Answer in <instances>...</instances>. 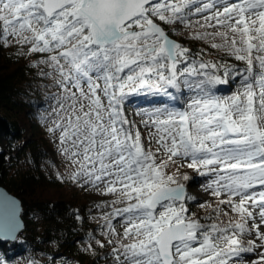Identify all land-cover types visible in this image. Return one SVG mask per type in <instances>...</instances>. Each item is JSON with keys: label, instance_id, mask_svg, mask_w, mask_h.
Returning <instances> with one entry per match:
<instances>
[{"label": "snow or ice", "instance_id": "snow-or-ice-1", "mask_svg": "<svg viewBox=\"0 0 264 264\" xmlns=\"http://www.w3.org/2000/svg\"><path fill=\"white\" fill-rule=\"evenodd\" d=\"M13 45L47 81L57 179L113 197L96 205L111 208L113 264H264V0H0V46ZM139 95L161 99L137 123L125 104ZM182 169L208 178L203 217ZM20 210L0 192V240L17 238Z\"/></svg>", "mask_w": 264, "mask_h": 264}, {"label": "trees", "instance_id": "trees-1", "mask_svg": "<svg viewBox=\"0 0 264 264\" xmlns=\"http://www.w3.org/2000/svg\"><path fill=\"white\" fill-rule=\"evenodd\" d=\"M172 38L193 51L205 49L206 59H224L238 67L244 66L201 41L175 35ZM16 53V46H0V186L21 201L25 231L15 242L0 240L2 256L7 260L45 256L39 264H113L112 246L107 245L106 238L102 237L105 247L93 246L91 251L84 243L101 228L100 221L92 215L102 199L70 180L61 182L47 171L46 164L53 160L56 145L40 119L41 110L47 105L40 86L43 80L29 63L34 56L24 58ZM233 84L230 80L228 86L219 87L228 92ZM142 98L143 103L151 101L150 95L139 100ZM182 171L192 179L201 178L193 170ZM186 184H191V179ZM199 204L190 201L188 207L197 217H203L209 211L201 209ZM77 215L82 219L77 220Z\"/></svg>", "mask_w": 264, "mask_h": 264}, {"label": "rangeland", "instance_id": "rangeland-1", "mask_svg": "<svg viewBox=\"0 0 264 264\" xmlns=\"http://www.w3.org/2000/svg\"><path fill=\"white\" fill-rule=\"evenodd\" d=\"M193 20L198 19V17L194 16L192 17ZM176 37L179 38H183V39H191L190 37H188L187 35H175ZM15 46V45H13ZM36 57L34 56L33 59H35ZM44 83H47V81H42L40 86L42 88V85ZM237 87L236 83L234 82L232 89L235 90V88ZM43 89V88H42ZM44 90V96H45V92L47 91L46 89ZM221 94L227 95L230 94L229 92H222ZM145 96V95H139V96H131L129 97V101L125 104V112L128 115V117L130 119H133L135 121H137V123H139V121L141 120V117L136 115V112L138 110L141 109H150L153 106L154 102H158L159 100H154L156 99V97H153L150 95V99L151 101H144V98H142L141 100H139L140 97ZM143 103V104H142ZM47 107V105H45L44 109L41 110V114H45L44 110ZM41 119V117H40ZM42 122V120H41ZM43 124V122H42ZM45 127V126H44ZM143 131V128L141 129ZM146 134V133H145ZM56 145V144H55ZM52 157L53 160L52 161H48L47 162V171L53 173L54 175H56L57 171L59 172H65L66 168H65V161L63 159L62 156L59 155V153L57 152V147H55V151L52 152ZM178 164L181 163L180 161L177 162ZM208 183V178L207 177H201L199 179H191V184L187 185V190L189 195L195 197V200L203 203V202H208L211 203L213 206H215L216 203V198L213 197L211 195V191L210 190H205V185ZM85 188L87 189L88 192L94 194L97 197H100L102 199V202H100L99 204H104L105 202L110 203L111 200L113 199L112 196H103L101 195L99 192H97L95 189L90 188L85 186ZM227 210V209H225ZM111 208L105 207V208H97L95 209V211L93 212L92 218H94L96 221H100L102 226L104 224V220L102 219L104 213L106 212H110ZM208 211L210 212L211 209H208ZM226 219V218H225ZM119 220V218L114 219L112 221V223L114 224V226L116 227L118 232H122V226L120 223H118L117 221ZM106 231V229H103L102 227L97 231V234L94 235V237L91 240L85 241L84 243L86 244V246L88 247L89 244H91V246H97L96 244V240H101L102 241V237L106 238V236L103 234ZM261 231H264V227L261 228ZM248 238H252V237H245V239ZM114 246V245H113ZM2 250L0 249V258L4 259L7 261V264H39L38 262H43L46 257L43 255H40L39 258H31L29 257H18L17 259H13V260H7L4 256H2ZM246 258H252V259H256L258 258V256L256 255V253H252V254H245ZM37 261V262H36Z\"/></svg>", "mask_w": 264, "mask_h": 264}, {"label": "water", "instance_id": "water-1", "mask_svg": "<svg viewBox=\"0 0 264 264\" xmlns=\"http://www.w3.org/2000/svg\"><path fill=\"white\" fill-rule=\"evenodd\" d=\"M0 192H3L5 194H7L9 197L17 200L19 202V204H20L21 210H20V212L18 214V219L20 220L21 227L19 228V230L16 233V237L17 238L15 240H7V241L1 240L3 242H15L24 234V231H25V222H24V220L22 218L23 206H22L21 201L15 195L11 194L10 192H8L5 188H3L1 186H0Z\"/></svg>", "mask_w": 264, "mask_h": 264}]
</instances>
